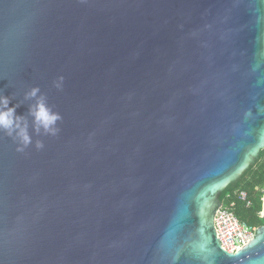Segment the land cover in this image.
I'll list each match as a JSON object with an SVG mask.
<instances>
[{"label":"water","instance_id":"95a60500","mask_svg":"<svg viewBox=\"0 0 264 264\" xmlns=\"http://www.w3.org/2000/svg\"><path fill=\"white\" fill-rule=\"evenodd\" d=\"M0 92L33 140L0 132V264H264L214 223L264 148V0H0Z\"/></svg>","mask_w":264,"mask_h":264},{"label":"clouds","instance_id":"9594fccd","mask_svg":"<svg viewBox=\"0 0 264 264\" xmlns=\"http://www.w3.org/2000/svg\"><path fill=\"white\" fill-rule=\"evenodd\" d=\"M62 77L56 82V86L62 84ZM25 99L34 100L29 106V115L32 117V128L37 135H56L59 131L58 121L62 120L59 112H56L47 103L46 97L40 92L38 86L32 87L25 93ZM12 98L0 92V132L5 133L17 143V150L32 144V133L29 131L27 117L17 114L19 103H11ZM36 147L42 148L43 142L36 141Z\"/></svg>","mask_w":264,"mask_h":264},{"label":"trees","instance_id":"16d2710c","mask_svg":"<svg viewBox=\"0 0 264 264\" xmlns=\"http://www.w3.org/2000/svg\"><path fill=\"white\" fill-rule=\"evenodd\" d=\"M246 191L247 198L252 202L247 207L244 202L237 200V191ZM264 195V148L259 152V156L254 165H251L242 176L229 184L221 193L220 200L223 203L235 201L234 211L241 220L250 225H263L261 217L262 199Z\"/></svg>","mask_w":264,"mask_h":264},{"label":"built area","instance_id":"2783aa9c","mask_svg":"<svg viewBox=\"0 0 264 264\" xmlns=\"http://www.w3.org/2000/svg\"><path fill=\"white\" fill-rule=\"evenodd\" d=\"M237 200L245 203L247 207L252 202L247 198L246 191L235 193ZM235 201L223 203L215 213L214 223L218 240L224 250L235 253L243 249L254 237L258 225H250L241 220L234 211Z\"/></svg>","mask_w":264,"mask_h":264}]
</instances>
